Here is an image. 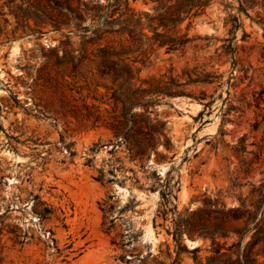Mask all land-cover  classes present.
I'll return each mask as SVG.
<instances>
[{
  "label": "rangeland",
  "instance_id": "rangeland-1",
  "mask_svg": "<svg viewBox=\"0 0 264 264\" xmlns=\"http://www.w3.org/2000/svg\"><path fill=\"white\" fill-rule=\"evenodd\" d=\"M120 1L152 15L166 0ZM110 2L80 0L77 22L52 0H0V264H208L212 241L199 238L198 216L222 222L224 205L250 207L264 184V28L252 20L262 9L211 0L183 23L194 36L184 50L131 56L137 86L172 82L208 97L161 96L140 118L155 148L137 156L134 139L115 136L121 111L96 87V66L73 79L57 65L63 50L84 49ZM208 76L211 84L194 83ZM224 225L229 237L217 242L235 253L244 223Z\"/></svg>",
  "mask_w": 264,
  "mask_h": 264
},
{
  "label": "trees",
  "instance_id": "trees-1",
  "mask_svg": "<svg viewBox=\"0 0 264 264\" xmlns=\"http://www.w3.org/2000/svg\"><path fill=\"white\" fill-rule=\"evenodd\" d=\"M111 1L105 7V13L99 16L101 22L91 32L90 41L86 42L84 49H81L78 54L63 50L61 57L57 54V65L63 68V76L73 79L78 78L79 73L87 66L91 64L96 66L95 75L102 81L97 82L96 87H103L107 92L111 91L110 99L115 104L116 111H121V114L114 118L115 136H120L126 141L134 139L132 145L137 148V156H144L150 148H155V142L152 135L144 132L140 118L148 112L151 106L161 102V96L190 95L199 102L206 101L208 97L205 92L195 96L183 90H176L172 82L166 86H161L156 82H142L140 86H137L135 64L138 62V57L131 58V56L137 53L140 56L144 55L148 46L165 48L167 53L184 50L194 42V36L190 35L192 22H189L185 32L181 28L183 23L191 20L194 15H198V11H204L211 0H176L175 4H171L172 0L161 1L152 15L136 13L127 1ZM52 2L54 10H58V16L65 17L63 11L67 10L77 22L83 19L79 12L80 0H52ZM75 2L78 3L76 7ZM239 4V10L243 12L248 9L261 8L262 10L256 13L257 19L252 20L264 28V0H239ZM194 10H196L195 14ZM119 12H121L119 17L115 18ZM144 18L147 19V23H144ZM233 22L236 24L232 31L234 34L240 27L238 17H234ZM59 24L58 19H55L54 25L59 27ZM89 29L90 27L85 28L86 31ZM149 33L153 35L150 36ZM115 35L126 36L127 44L123 41L117 44L108 40V37ZM234 39L236 37L228 41L233 42ZM89 45L96 46V49L90 51ZM229 48L231 50L229 53H233L232 45ZM208 78L209 76L202 80L198 79L194 83L211 84V78ZM109 79L112 82L111 86L104 83ZM145 84H149L150 87L146 88ZM211 104L212 102H208L205 106ZM136 109H142L143 112L138 113ZM100 120V116L96 117L97 122ZM146 121L149 127L150 123L147 119ZM251 196L253 198L250 199V207L247 205V199H240L239 207L227 209L224 205L227 211L223 212L222 222H217L219 221L217 217L214 219L216 222H212L203 215L198 216V225L201 227L199 238L212 241L214 256L208 259V264H264V262H259L260 257L264 258V184L259 189L253 190ZM51 213L52 210L46 207L39 210L38 214L45 219ZM229 221L244 223V227L238 231L241 236L240 247L235 253H231V249H228L227 253H222V247L217 239L229 237V231L224 225ZM253 231L252 241L242 247L245 236ZM237 245L234 244L232 248ZM256 247L258 250L254 252ZM194 250L198 251L199 248Z\"/></svg>",
  "mask_w": 264,
  "mask_h": 264
},
{
  "label": "bare ground",
  "instance_id": "bare-ground-1",
  "mask_svg": "<svg viewBox=\"0 0 264 264\" xmlns=\"http://www.w3.org/2000/svg\"><path fill=\"white\" fill-rule=\"evenodd\" d=\"M194 244L196 245L197 243H196V242H194Z\"/></svg>",
  "mask_w": 264,
  "mask_h": 264
}]
</instances>
